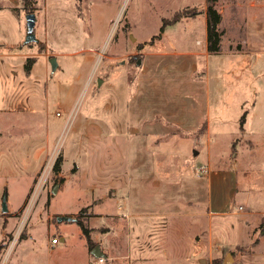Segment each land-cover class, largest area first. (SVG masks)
I'll return each instance as SVG.
<instances>
[{"label":"rangeland","instance_id":"rangeland-1","mask_svg":"<svg viewBox=\"0 0 264 264\" xmlns=\"http://www.w3.org/2000/svg\"><path fill=\"white\" fill-rule=\"evenodd\" d=\"M32 1L27 44L0 0L35 59L0 57V264H264V0L217 1V54L205 0Z\"/></svg>","mask_w":264,"mask_h":264},{"label":"trees","instance_id":"trees-1","mask_svg":"<svg viewBox=\"0 0 264 264\" xmlns=\"http://www.w3.org/2000/svg\"><path fill=\"white\" fill-rule=\"evenodd\" d=\"M218 0H205V13H206V42H207V51L210 54H217L221 51L220 45H221V38L223 35V32L219 30V25L221 23V14L217 11L216 9V3ZM22 2V7L23 10L26 13H33L35 8L33 7V1L32 0H21ZM0 9H2V6L0 5ZM187 10L177 12L176 15L173 16V19L169 22L166 23L164 22L161 26L160 31H163V27L165 25H168L170 23H175L176 21L185 18V17H191L195 16L197 13L195 11H192L189 13L186 12ZM158 36H155L154 38H157ZM34 58L33 57H28L26 59V62L24 64V71L26 74L29 73V70L34 63ZM241 123L244 122V115H242ZM205 129V122H203L198 129L199 133H202ZM56 173L59 171V161L57 160L56 163L54 164V169ZM77 224L81 227L82 232L84 236L86 237L87 240V246L88 249L93 248L92 241L89 237V232L87 228L84 226V223L80 220H76ZM22 237V236H21Z\"/></svg>","mask_w":264,"mask_h":264},{"label":"water","instance_id":"water-1","mask_svg":"<svg viewBox=\"0 0 264 264\" xmlns=\"http://www.w3.org/2000/svg\"><path fill=\"white\" fill-rule=\"evenodd\" d=\"M34 26H35V15L34 13H27L26 14V38H25V43H34L36 42V37L34 35ZM50 65L52 67V71H55L57 64L55 62L54 58H51L49 60ZM1 210L2 213H6L7 212V206H6V198L5 196L2 198V203H1ZM73 219L70 217H65V216H61L57 218V222H62V221H72ZM91 255L94 256L95 258H100V257H104V254L100 251L99 246H96L93 250H91ZM230 259V255H228L225 259H224V264H227L229 262Z\"/></svg>","mask_w":264,"mask_h":264},{"label":"crops","instance_id":"crops-1","mask_svg":"<svg viewBox=\"0 0 264 264\" xmlns=\"http://www.w3.org/2000/svg\"><path fill=\"white\" fill-rule=\"evenodd\" d=\"M205 36H206V29H205ZM13 47L12 45H10L9 43L6 44V49H5V52L7 53H4V54H0V57H6V58H9V56L11 57H18L20 59V61H24L25 59H27L28 57H31V56H28L27 53H24V52H18V51H15V52H9L10 50H12ZM12 54V55H11ZM35 64V63H34ZM34 64L32 65V67L30 68L29 70V73L26 74L25 71H24V76L29 78L31 76V73H32V69H33V66ZM20 72H22V69L20 70ZM261 144H262V141H261ZM258 161V160H257Z\"/></svg>","mask_w":264,"mask_h":264},{"label":"built area","instance_id":"built-area-1","mask_svg":"<svg viewBox=\"0 0 264 264\" xmlns=\"http://www.w3.org/2000/svg\"><path fill=\"white\" fill-rule=\"evenodd\" d=\"M57 243V240L55 239V238H53L52 240H51V244L53 245V244H56ZM104 257H100V258H95V262H96V264H104Z\"/></svg>","mask_w":264,"mask_h":264}]
</instances>
